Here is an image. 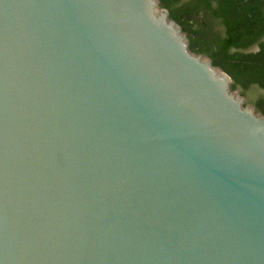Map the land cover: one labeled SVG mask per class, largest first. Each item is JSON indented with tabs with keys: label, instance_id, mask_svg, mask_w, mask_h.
I'll return each mask as SVG.
<instances>
[{
	"label": "water",
	"instance_id": "95a60500",
	"mask_svg": "<svg viewBox=\"0 0 264 264\" xmlns=\"http://www.w3.org/2000/svg\"><path fill=\"white\" fill-rule=\"evenodd\" d=\"M161 0H0V264H264V113Z\"/></svg>",
	"mask_w": 264,
	"mask_h": 264
},
{
	"label": "trees",
	"instance_id": "16d2710c",
	"mask_svg": "<svg viewBox=\"0 0 264 264\" xmlns=\"http://www.w3.org/2000/svg\"><path fill=\"white\" fill-rule=\"evenodd\" d=\"M192 49L212 57L243 90H264V0H161ZM258 45L257 52L250 51ZM264 113V98L256 101Z\"/></svg>",
	"mask_w": 264,
	"mask_h": 264
},
{
	"label": "rangeland",
	"instance_id": "374dc122",
	"mask_svg": "<svg viewBox=\"0 0 264 264\" xmlns=\"http://www.w3.org/2000/svg\"><path fill=\"white\" fill-rule=\"evenodd\" d=\"M243 94L246 96V102L250 105H255L256 101L264 97V92L259 90L257 86H253L251 89L243 90L239 88Z\"/></svg>",
	"mask_w": 264,
	"mask_h": 264
},
{
	"label": "crops",
	"instance_id": "0c3cea01",
	"mask_svg": "<svg viewBox=\"0 0 264 264\" xmlns=\"http://www.w3.org/2000/svg\"><path fill=\"white\" fill-rule=\"evenodd\" d=\"M259 50V48H258V45H255L254 47H252V49L250 50V51H252V52H257ZM258 87V86H257ZM259 88V90H261L262 92H264V90L263 89H261L260 87H258ZM262 98H264V97H262ZM255 105H256V103H255Z\"/></svg>",
	"mask_w": 264,
	"mask_h": 264
}]
</instances>
